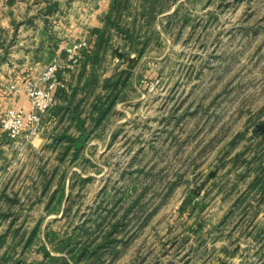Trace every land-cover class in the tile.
Masks as SVG:
<instances>
[{
  "label": "rangeland",
  "instance_id": "rangeland-1",
  "mask_svg": "<svg viewBox=\"0 0 264 264\" xmlns=\"http://www.w3.org/2000/svg\"><path fill=\"white\" fill-rule=\"evenodd\" d=\"M5 3L0 264H99L75 258L112 224L117 254L98 246L101 264H264V0H124L73 71L80 40L37 18L13 31L43 5ZM52 62L54 106L12 139L10 110L30 109L25 85ZM107 79L117 99L98 120Z\"/></svg>",
  "mask_w": 264,
  "mask_h": 264
},
{
  "label": "crops",
  "instance_id": "crops-1",
  "mask_svg": "<svg viewBox=\"0 0 264 264\" xmlns=\"http://www.w3.org/2000/svg\"><path fill=\"white\" fill-rule=\"evenodd\" d=\"M23 1L16 0L11 6H15L18 2ZM180 1L182 0H177V2ZM36 2L43 5V8H37L33 15H30V11L26 9L24 15L21 16L24 20L18 26H15L13 31H18L21 27L25 26L31 27L33 25L31 22L37 18L36 20L42 23V27H39V29H42L43 32H49L53 28V30L57 31L58 35H60V32H63L64 36L72 37V42H75L89 39L95 29H110L106 25V22L116 12L120 14L119 6L124 0H36ZM63 16L64 23L60 21ZM55 19L59 20L55 21ZM50 22L52 27L49 25ZM117 25L118 29H121V24L118 23ZM128 29L130 28L126 27V30ZM3 49L4 54H0V61L5 59L7 46H3ZM58 49L61 51L63 47L60 45ZM25 58L29 59L30 57L26 56ZM47 60L44 59L40 63L47 64Z\"/></svg>",
  "mask_w": 264,
  "mask_h": 264
},
{
  "label": "built area",
  "instance_id": "built-area-1",
  "mask_svg": "<svg viewBox=\"0 0 264 264\" xmlns=\"http://www.w3.org/2000/svg\"><path fill=\"white\" fill-rule=\"evenodd\" d=\"M90 43L87 40H80L72 44L67 50L68 68L72 71L80 63L83 53H90ZM58 64L52 62L42 72L38 81H28L25 91L29 100L30 109L25 111L22 108L10 110L8 122L4 129L12 139H16L25 131L34 133L41 126V117L48 112L55 104V91L60 82L57 79Z\"/></svg>",
  "mask_w": 264,
  "mask_h": 264
},
{
  "label": "trees",
  "instance_id": "trees-1",
  "mask_svg": "<svg viewBox=\"0 0 264 264\" xmlns=\"http://www.w3.org/2000/svg\"><path fill=\"white\" fill-rule=\"evenodd\" d=\"M5 1H6L5 4L9 5V6L13 5L16 2V0H5ZM92 33L94 34V36H96L98 34L96 36L95 42L97 43L98 41H100L101 36H99V35L103 32H101V30L95 29ZM88 54L87 53L82 54V58L84 60V62H83L84 65L87 64V58L89 60ZM117 83H118L117 81L111 82L110 79L105 80L104 85H103L104 89L106 91L109 88L111 90V92H109L108 94H105L104 96L98 97L96 99L95 104L92 105L91 113L97 112L98 113L97 114L98 120L105 118L106 114L112 109L113 103H115V100L117 99V92H118L117 91ZM74 111L77 112L76 108ZM75 119H77V118H75ZM82 126H83V121L78 123L79 129L81 127V130H82ZM261 136L263 137L264 134H261ZM64 138L66 139L67 143L69 142L72 144H76L78 147H81L84 145V141L86 139V136L81 135L78 138H73V137L69 138L68 136H64L63 138L59 139V141L64 140ZM68 147H70V146H68ZM117 227H118V224H112L111 230H109L107 235L104 237L103 242L100 244L102 247H104V245H105L104 243H107L108 245L106 247H110V251L113 252L112 253L113 257H115V255L117 254L116 250L114 249L115 246L112 245V243H114V242L116 243V240L114 237L111 240V237L114 236L116 233H118ZM124 227H125V225L123 226V228ZM191 230L193 232L196 231L194 229H191ZM35 231H36V229L33 231V235H35V233H36ZM100 245H98V246H100ZM98 246L94 247L93 250H90L87 247V245L81 246L82 250H81L79 256H77L75 258V261H77V259H84V258L88 257L89 259L94 258L95 261H98L99 264H101V256L98 255ZM45 255H49V254L46 253ZM60 262H61L60 264H69L64 259H62Z\"/></svg>",
  "mask_w": 264,
  "mask_h": 264
},
{
  "label": "water",
  "instance_id": "water-1",
  "mask_svg": "<svg viewBox=\"0 0 264 264\" xmlns=\"http://www.w3.org/2000/svg\"><path fill=\"white\" fill-rule=\"evenodd\" d=\"M258 130H261V131H263V129H262L261 127H258ZM215 174H216V172H215V171H214V172H212V173H210V174H209V178H213Z\"/></svg>",
  "mask_w": 264,
  "mask_h": 264
}]
</instances>
